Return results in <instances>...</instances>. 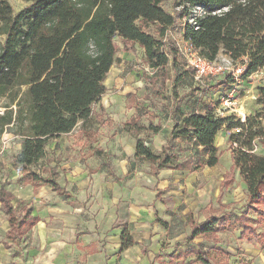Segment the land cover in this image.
<instances>
[{
	"label": "trees",
	"instance_id": "trees-1",
	"mask_svg": "<svg viewBox=\"0 0 264 264\" xmlns=\"http://www.w3.org/2000/svg\"><path fill=\"white\" fill-rule=\"evenodd\" d=\"M166 1L29 0V6L15 13L10 0H0V36L5 38L0 44V100H6L0 113V140L10 133L21 140L15 163L27 172L26 184L49 185L54 192H62L55 174L43 177L32 168L46 158L51 140L71 133L80 123L87 129L93 107L105 93L101 82L118 62L117 37L126 52L134 45L144 49L146 63L157 74L155 80L163 82L168 79V67L176 69L181 59L178 49L163 40L183 19L187 20L184 41L206 60L215 62L221 55L233 62L246 60L244 79L264 67V0H174L175 8L180 9L174 14L163 8ZM196 7L203 8L206 15L196 17L192 25L188 21ZM151 26L159 27L157 35L150 32ZM226 77L231 88V78ZM257 105L261 112L245 123L235 122L234 117L221 118L211 106L188 115L177 107L174 112L179 117L160 153L142 140L137 142L134 157L150 162L157 178L165 169H184L192 164L190 159L173 167L180 141L195 148L198 163L194 170L215 167L220 158L216 136L226 126L230 132L236 130L229 138L233 165L221 183L219 204L220 209L228 208L221 197L238 171L246 184V209L240 215L224 210L200 224L188 214L190 241L202 238L218 244L220 234L232 222L241 227V240L258 235L250 213L264 218V155L254 153L255 144L264 146V86L258 89ZM124 128L137 135L145 130L159 133L162 126L150 122L146 127L133 119ZM0 204L10 225L5 243L10 248L9 241L23 239L39 220L27 207L20 213L4 188H0ZM156 221L168 227L160 219ZM121 240L120 252L135 245L127 230ZM195 255L200 264H210L209 253L198 249Z\"/></svg>",
	"mask_w": 264,
	"mask_h": 264
},
{
	"label": "rangeland",
	"instance_id": "rangeland-1",
	"mask_svg": "<svg viewBox=\"0 0 264 264\" xmlns=\"http://www.w3.org/2000/svg\"><path fill=\"white\" fill-rule=\"evenodd\" d=\"M10 3L15 13L29 6V0H10ZM175 7L176 2L174 0H167L163 5L165 11L171 14L180 11ZM186 22L187 20L183 19L175 28L170 29L163 40L166 45L171 44L177 48L181 55V59L178 62L179 66L176 69L171 66L168 67V79L165 82L162 79L155 80L157 74L146 63L145 53L142 48L134 45L131 51L126 52L121 39L118 37L115 39V43L119 48L117 57L122 58L118 59L117 63L120 64L124 61L126 66V69L116 76V80L123 79L124 85L136 86L137 89H132L136 90L137 94H142L144 87L145 92L143 95H146L145 98L139 99L136 94H132L133 98L127 100V105L147 102L156 107L157 110L163 111L167 105L168 98H172L174 101L179 99L182 102L190 97H195L200 101L205 97L204 95L208 94V99L211 100V107L214 108L217 115L221 118L234 117L236 119L235 122L245 123L248 117H254L261 112L262 108L257 105V98L258 89L264 86V67L248 79H244L237 86L234 94V96L236 95L234 108L238 112L223 109L221 107L222 100L227 97L231 90L228 79L222 75L204 78L201 81L195 80L194 73L188 68L186 59L182 54L186 49L182 32ZM150 32L157 35L159 27L151 26ZM4 40L5 38L0 36V44ZM225 57L221 55L218 61L222 62ZM124 90H126L124 87L113 88L109 89L108 92L111 96L113 94L122 95ZM4 103H6L5 99L0 100L1 114L4 112V108H2ZM102 121L100 119L97 122L92 120L88 124L87 128L91 130L86 132L84 137L80 136L83 143L93 145L94 141L96 142V139L91 137L94 129L99 131L100 128L105 130L111 128L113 131L116 128L110 123L106 126L108 121L104 120V116ZM120 125L124 129L125 123ZM235 131H228L226 126L216 136L215 145L218 148L220 158L218 165L213 168L205 167L194 170L198 163V158L195 156V148L187 144L183 148H177L175 153L178 155V159L172 163L173 167L177 163H184L190 159L193 162L184 169L172 168L163 170L166 175L163 177L167 183L165 190H158L157 179L159 178H156L150 162L146 160L136 159L134 156L130 157L129 167L126 169L127 174L124 178L118 176L120 175L118 174V169L109 167L106 169L107 175L114 177L120 183H116L118 186H114L110 182H104L101 183L100 187L94 184L93 175L95 170H90L85 160L84 165L89 172L90 178L87 189V202L93 205L102 189L106 190L105 194L111 193V196H114L115 192H117L118 194L121 193L124 199L129 197V201L125 200L123 205L124 208H129V213H131V206H134V220L132 228L128 231L131 236L140 239V244L146 243L140 249L143 255H151L150 257L153 258L154 264H200L197 262L195 255V251L198 249L210 254V264H264V218H260L258 213H250V217L257 228V236L253 235L241 240L242 229L235 222H232L228 230L220 234L218 244L207 242L202 238H197L193 241L189 240L191 223L187 218L188 214L192 215L196 224H200L207 217L219 215L224 210H233L235 214L240 215L246 209L244 207L247 195L246 185L238 171H235L233 183L223 191L221 197V201L228 208L220 209L219 204L220 184L224 175L229 173L232 165L229 138ZM8 135L10 136V134ZM8 135L5 136L6 139L0 142V155L7 154L10 149L8 157L11 159L15 145L14 142L7 139ZM81 140H79V143H81ZM254 153L264 155V146L262 147L258 143L256 148H254ZM88 154H91V151H85L84 156ZM102 154L104 159L112 157L111 153L102 152ZM68 157H72V154L66 156L48 154L47 161L49 163L50 161L52 163L56 161L64 163V159L67 160ZM43 167L44 165L41 168L38 166L34 168H36V171H41ZM160 174L161 172L159 176ZM112 186L113 188H111ZM155 196L157 197L155 198ZM261 208L264 210V204ZM259 218L260 221H258ZM156 219L167 223L168 227H164ZM154 224L157 226L156 230H154Z\"/></svg>",
	"mask_w": 264,
	"mask_h": 264
},
{
	"label": "crops",
	"instance_id": "crops-1",
	"mask_svg": "<svg viewBox=\"0 0 264 264\" xmlns=\"http://www.w3.org/2000/svg\"><path fill=\"white\" fill-rule=\"evenodd\" d=\"M118 59L122 58L117 57ZM125 69L124 61L111 67L101 82L106 93L93 107L92 120L102 121L104 116V120L108 121L106 126L110 123L116 127L113 131L111 128L108 130L100 128L99 131L94 129L91 137L96 139V142L87 145L82 142L80 136L84 137L91 129L82 128L80 123L74 131L51 140L48 145L47 156L38 165L40 168L43 165L44 167L37 172L43 177L55 174L62 192H54L49 185L33 186L25 183L28 180L27 172L15 163V157L21 150V140L12 133L11 137L6 134L7 139L14 142L15 146L11 159L8 157L10 149L7 154L0 155V188H4L13 196V205L20 213L23 207H27L31 211V216L39 222L23 239L9 241L10 248H7L5 243L10 225L0 204V264H154L151 255H143L140 249L146 243L140 244V239L134 236L131 237L135 245L120 252L122 233L132 228L134 206H131L129 213V208L123 206L125 200L129 201V197L124 199L122 194L117 192L111 196V193L105 194V189H102V192L100 190L93 205L88 203L87 189L90 178L84 161H87L90 170H95L93 178L96 186L100 187L104 182L118 186L116 183L120 182L107 175L106 169L109 167L118 169L120 174L118 176L124 178L129 167V158L135 155L138 140L144 141L154 152H161L179 117V114L174 112L175 108L179 107L180 113L184 115L200 113L211 106V100L208 99V94L200 101L195 97L182 102L179 99L174 101L168 98L163 111L157 110L147 102L127 105L129 95L136 94L139 99L145 98L146 95H143L144 87L143 93L137 94V91L132 89H137L136 86L124 85L123 79L116 80V76ZM123 87L126 90L122 95H109V89ZM133 119H139L140 125L146 127L153 122L154 126L161 125L162 129L159 133L145 130L135 135L120 125ZM6 135L0 142L6 139ZM186 144L185 141H180L178 148H183ZM85 151H91V154L84 156ZM102 152L111 153L112 157L104 159ZM48 154L56 156L72 154V157L64 159V163L58 161L49 163ZM32 169L36 171V168ZM163 176H166L165 171H161L157 179L158 190H165L167 186ZM153 226L156 230V224Z\"/></svg>",
	"mask_w": 264,
	"mask_h": 264
},
{
	"label": "built area",
	"instance_id": "built-area-1",
	"mask_svg": "<svg viewBox=\"0 0 264 264\" xmlns=\"http://www.w3.org/2000/svg\"><path fill=\"white\" fill-rule=\"evenodd\" d=\"M204 15H206V11L201 7H196L188 22L195 25V18ZM185 43L186 49L182 54L186 59L188 68L193 71L195 80L201 81L204 78L219 77L222 75L231 78V90L227 94V97L222 100L221 107L223 109L238 112L237 109L234 108L236 105V95L234 96V94L236 93L237 86L244 80V75L247 71V61L233 62L226 56L222 62L218 61L219 59L215 62H210L202 57L191 44ZM254 148H256V145H254Z\"/></svg>",
	"mask_w": 264,
	"mask_h": 264
}]
</instances>
